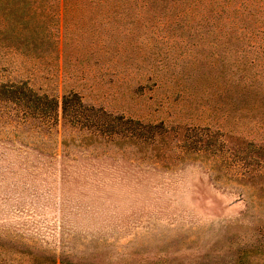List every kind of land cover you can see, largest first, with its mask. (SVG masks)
<instances>
[{"label": "rangeland", "instance_id": "obj_1", "mask_svg": "<svg viewBox=\"0 0 264 264\" xmlns=\"http://www.w3.org/2000/svg\"><path fill=\"white\" fill-rule=\"evenodd\" d=\"M24 9L45 43L8 49L0 31V81L75 92L113 115L160 122L165 136L142 154L126 138L88 145L66 128L62 146L56 135L34 138L38 153L3 140L0 127V243H15L16 264L32 255L230 263V239L264 229L254 155L264 148V0H33Z\"/></svg>", "mask_w": 264, "mask_h": 264}, {"label": "trees", "instance_id": "obj_2", "mask_svg": "<svg viewBox=\"0 0 264 264\" xmlns=\"http://www.w3.org/2000/svg\"><path fill=\"white\" fill-rule=\"evenodd\" d=\"M31 1L33 0L0 2L1 9L4 8V13L7 14L3 17V28L0 30L3 34L1 40L6 48L11 49L18 45L32 47L45 43L39 35H46L42 34V30L37 26L33 14L25 12L24 6ZM253 30L257 31V29ZM27 57L36 59L37 55ZM247 65L251 66L252 61L249 60ZM242 77V72L235 75L237 80ZM0 127L4 130L3 140L11 142L15 138L19 145L32 148L38 153L45 152L38 147L34 138L38 139V143L43 142V145H46L48 139L56 135L59 137V145L62 146L66 144L63 137L66 128L80 131V141L88 145L94 142H106L113 136L126 138L135 148V152L142 154L145 153L153 136L159 137V140L165 136V128L160 122L142 123L136 119L113 115L101 107L84 104L75 92L63 93L59 97L56 94L39 92L38 88L30 84V78L0 81ZM19 135L24 137L20 138ZM161 146L160 149L165 151L170 147L169 141ZM256 150L254 155L262 160L261 168L264 170V148ZM260 151L262 153L259 154ZM257 177L255 184L264 189V172L257 173ZM0 241H4V237H0ZM230 241L229 247L232 246L234 258H231L228 264H264L263 228L256 227L250 241L242 240L236 243H233V239ZM7 243L11 246L0 243V264H16L20 252L14 248L15 243L12 240H7ZM29 259L33 264H64L63 259L53 255H45L41 258L32 255Z\"/></svg>", "mask_w": 264, "mask_h": 264}]
</instances>
